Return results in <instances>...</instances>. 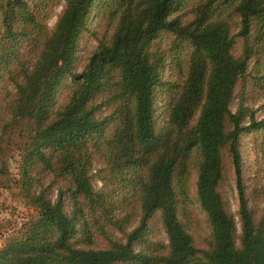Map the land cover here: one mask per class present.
<instances>
[{
	"label": "trees",
	"instance_id": "trees-1",
	"mask_svg": "<svg viewBox=\"0 0 264 264\" xmlns=\"http://www.w3.org/2000/svg\"><path fill=\"white\" fill-rule=\"evenodd\" d=\"M260 100L264 0H0V190L35 213L0 264H264L239 152Z\"/></svg>",
	"mask_w": 264,
	"mask_h": 264
},
{
	"label": "rangeland",
	"instance_id": "rangeland-1",
	"mask_svg": "<svg viewBox=\"0 0 264 264\" xmlns=\"http://www.w3.org/2000/svg\"><path fill=\"white\" fill-rule=\"evenodd\" d=\"M62 6L56 7L53 11L51 19L48 21V26L53 27L57 15L60 13ZM91 19L89 25L94 26L96 22V11L91 14ZM96 43L93 41L88 33H83L77 55L80 57L82 65L85 64L86 59L89 57ZM82 65L77 68L80 71ZM238 92V86L235 88V96ZM160 103V102H159ZM237 98H234L230 104V109L234 112L236 110ZM253 110H255V117L261 119L264 117V100H260L253 105ZM163 119L160 120L162 123ZM257 134H246L241 139V144L239 148L241 167H242V179L245 188V196L248 201V206H256V214L260 215L262 209H264V196L259 201H254L253 191L261 190L264 188V147L260 145V142L256 141ZM17 157L10 161L9 169L11 174L14 176L16 173V161ZM100 186V183H97ZM222 192L224 193V200L228 206V210L234 217V220L239 228L238 224V201L237 194L234 183L233 170L229 168L227 182L223 184ZM56 192L49 194V197L54 199ZM65 212L68 215L70 212V203L65 201ZM35 215L34 210L26 205L25 199L20 196L17 188L14 184H11L8 189L0 190V219H5L11 221V226H9L5 231L0 234V245L5 241L6 238L14 235V231H17L21 223L25 222L27 219L32 218ZM202 219V218H201ZM198 225L202 221H197ZM196 225V221H195ZM155 237L161 241L166 242L165 235L160 229V225L155 223Z\"/></svg>",
	"mask_w": 264,
	"mask_h": 264
}]
</instances>
